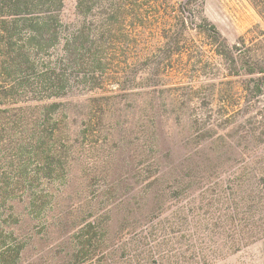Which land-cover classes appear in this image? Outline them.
Instances as JSON below:
<instances>
[{
	"label": "rangeland",
	"instance_id": "374dc122",
	"mask_svg": "<svg viewBox=\"0 0 264 264\" xmlns=\"http://www.w3.org/2000/svg\"><path fill=\"white\" fill-rule=\"evenodd\" d=\"M127 2L118 24L111 0H63L49 23L0 1V253L264 264V94L233 74L264 66V0ZM72 34L81 60L95 41L112 60L71 68Z\"/></svg>",
	"mask_w": 264,
	"mask_h": 264
},
{
	"label": "trees",
	"instance_id": "16d2710c",
	"mask_svg": "<svg viewBox=\"0 0 264 264\" xmlns=\"http://www.w3.org/2000/svg\"><path fill=\"white\" fill-rule=\"evenodd\" d=\"M4 3V6L8 7V14L15 17L16 20H24V21H29V20H33L37 22V18L38 16H42L41 20L42 22L45 21L46 23L52 22L53 19L60 21L59 18V13L55 12L56 10H60V8L63 7V0H0ZM80 3L83 2V0H79ZM113 1V15L110 17L113 18L115 17L117 22H120L118 24H122L123 20L119 21L117 19L121 18L122 16L124 17L125 15V5H128V7L131 4H128V0H111ZM255 2V0H252ZM49 2L50 8H40V6H42V4L44 3V5H46L45 3ZM8 3V4H7ZM55 12V13H54ZM260 12L264 15V11L260 10ZM126 17V15H125ZM40 19V18H38ZM112 24H110V20L107 19L106 21H104V26L101 27L100 31L98 32V34H96V37H100V38H104L102 35H104L105 33H111L112 31ZM117 30V29H116ZM215 33L218 34V32L215 30ZM35 36V34H32V36ZM83 35V34H82ZM90 35V33L88 34ZM95 36V35H94ZM34 38V37H33ZM100 38H97L98 40ZM72 39V41H71ZM96 39V40H97ZM84 37L83 36H73V34L70 36V38L68 39V48L66 50V60L69 61L68 63L71 64V68H77V67H82L83 65H89L90 67H94L93 65L97 63V65L99 66L100 64H104L103 61L107 60L110 61L112 60V57H110L107 54H104V51L100 52L102 50V47L99 43V41H95V48L91 49L92 47L89 46H84V48H81L80 50L83 51V53L85 55L90 54L91 51L94 50V54H95V59H91L88 63H86L85 60H81V58L77 57V50L80 47H83L84 44ZM78 42V44H77ZM226 47V45H225ZM230 50L227 48V51L224 52L222 50H217L218 54L220 56L227 57V53ZM92 54V53H91ZM90 54V55H91ZM83 57V56H82ZM235 57V59H234ZM236 56H233L232 62L236 63ZM247 61L249 62V66L246 70H244L243 72L240 71H234L233 74L240 76V75H249L251 77L250 83L249 84H244L243 87H245V90L247 91V93H249V95L253 98L259 97L262 94H264V66H260L259 62H262L261 60L262 57L259 56L258 54H251L250 56L247 57ZM251 65V66H250ZM262 74V75H260ZM255 76V77H254ZM87 80V78H85ZM68 81V79L66 80V82ZM95 86H99L100 82L96 81L93 83ZM6 95V94H2ZM5 109L0 110V114L4 113ZM5 252L7 251H3L0 253V262L3 261L5 264H16V260L14 261V255H6ZM18 256V254H17ZM16 256V257H17ZM19 257V256H18ZM11 258L13 260V262H10ZM11 260V261H12ZM0 263V264H3Z\"/></svg>",
	"mask_w": 264,
	"mask_h": 264
}]
</instances>
